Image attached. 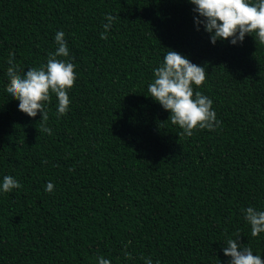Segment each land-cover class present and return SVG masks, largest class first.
Masks as SVG:
<instances>
[{"label":"trees","instance_id":"16d2710c","mask_svg":"<svg viewBox=\"0 0 264 264\" xmlns=\"http://www.w3.org/2000/svg\"><path fill=\"white\" fill-rule=\"evenodd\" d=\"M188 0H0V264H229L227 238L264 259L249 206L264 210V45L211 42ZM106 14L117 17L101 39ZM65 33L77 80L66 115L52 94L47 127L5 91L10 53L21 74L46 64ZM208 73L215 130L182 129L148 96L169 50ZM70 169H72L70 171ZM54 191H45L47 182ZM132 259L124 255L125 245Z\"/></svg>","mask_w":264,"mask_h":264},{"label":"clouds","instance_id":"9594fccd","mask_svg":"<svg viewBox=\"0 0 264 264\" xmlns=\"http://www.w3.org/2000/svg\"><path fill=\"white\" fill-rule=\"evenodd\" d=\"M195 5L193 11L198 13L195 23L197 30L203 25L211 33L213 44L217 40H230L232 44L243 42L246 34L254 36L257 45H264V0H188ZM116 16L106 14V23L101 39H107V34ZM56 49L49 52L46 64L32 67L21 74L19 66L14 61L15 54L10 53L7 68L8 83L5 91L13 99L19 101V111L35 118L42 113L41 127L38 131L52 134L47 127L49 113L46 104H50L52 94L57 98V116L66 115L71 103L69 91L77 80L76 65L70 58V52L65 33L60 30L55 33ZM154 79L148 84V96L159 102L163 109L170 111V121L182 131L179 137H192L197 130L215 131L221 124L213 108V100L200 91H194V86H203L206 80L205 67L193 63L179 51L169 50L161 64L154 68ZM72 169H70L71 171ZM22 184L12 175H5L0 183V191L10 193ZM54 184L49 181L45 191L53 192ZM244 219L250 225L251 236L257 237L264 233V210L258 211L249 206L242 209ZM236 239L227 238L224 243V254L230 257L229 264H264L260 255H255L250 246L240 244V233L233 234ZM125 245L124 255L132 259ZM98 264H112L110 259L99 256ZM145 264H153L151 257H141ZM159 264V262H157Z\"/></svg>","mask_w":264,"mask_h":264}]
</instances>
